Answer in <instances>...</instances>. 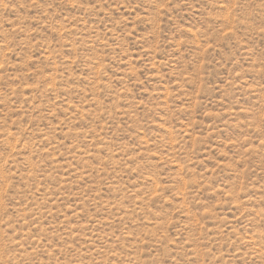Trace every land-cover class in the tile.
<instances>
[{
  "label": "rangeland",
  "instance_id": "1",
  "mask_svg": "<svg viewBox=\"0 0 264 264\" xmlns=\"http://www.w3.org/2000/svg\"><path fill=\"white\" fill-rule=\"evenodd\" d=\"M0 264H264V0H0Z\"/></svg>",
  "mask_w": 264,
  "mask_h": 264
}]
</instances>
